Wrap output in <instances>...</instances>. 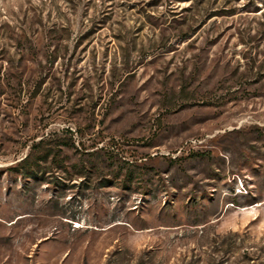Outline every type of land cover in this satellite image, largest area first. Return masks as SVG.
Returning a JSON list of instances; mask_svg holds the SVG:
<instances>
[{
  "label": "rangeland",
  "instance_id": "1",
  "mask_svg": "<svg viewBox=\"0 0 264 264\" xmlns=\"http://www.w3.org/2000/svg\"><path fill=\"white\" fill-rule=\"evenodd\" d=\"M0 264H264V0H0Z\"/></svg>",
  "mask_w": 264,
  "mask_h": 264
}]
</instances>
